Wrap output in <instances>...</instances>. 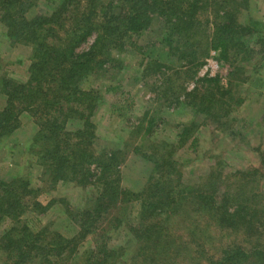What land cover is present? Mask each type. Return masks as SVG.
Instances as JSON below:
<instances>
[{"label":"rangeland","instance_id":"obj_1","mask_svg":"<svg viewBox=\"0 0 264 264\" xmlns=\"http://www.w3.org/2000/svg\"><path fill=\"white\" fill-rule=\"evenodd\" d=\"M32 1L15 0V4L21 3L17 7L20 12L10 9L11 19L22 25L30 24L28 20L40 11L48 12L56 0ZM110 1L71 0L59 11L61 18L57 25L46 29L33 22L35 24L29 25L25 32L46 29V33L42 32L47 36L44 37L46 44L40 47L42 55L49 52L47 42L61 46V73L63 68L73 66L76 58L68 57V49L87 28L78 22L82 13L94 8L98 11L106 4L102 15L109 12ZM200 4V18L207 20L206 26L182 35L177 49L187 48L188 52L181 57L174 47L175 56L170 58L171 62L162 58L160 69L157 64L152 66L150 63L152 51L146 55L138 41L130 47L134 55L118 52L116 49L121 45L112 47L109 36H101L94 48V62L119 60L120 63H114L117 67H110V72L102 78L99 76L93 82V88L103 93L108 86L121 80L123 88L130 89L133 103L121 104L112 94L105 93L93 113L91 126L83 128L88 135L92 133V139L86 140L89 142L87 149L94 151L96 156L98 152L116 155L112 161V165L116 164L114 168L101 177V180L111 181L117 189L116 195L112 192L116 198L119 191L128 189L141 195L126 202L120 201L123 194L120 200L115 198L99 223L92 226L87 222L85 235L71 218L86 207L87 200L94 196L96 182L101 180L92 183L95 176L83 178L74 174L72 167L60 178H54L57 171L52 173V169L65 157L67 162L72 155L64 156L65 145L45 146V142L32 147L35 153L29 151L38 130L33 115L22 118V127L8 139L0 138V180L10 189L5 192L0 188V264H13L10 255L15 259L20 253V236H25L26 241L22 242H28L27 237L36 241V246L29 250L24 245L23 251L27 252L23 264H43L49 257L53 259L51 264H88L94 260L86 259L89 247L100 245L107 232L111 250L116 252L110 264H264V0H202ZM95 20L104 23L100 17ZM220 21H228L234 28L225 35L230 51L226 62L217 58L220 50L212 46L216 38L213 31ZM239 22L243 27H255L262 38L258 40L245 28H237L235 24ZM3 28L0 22V78L24 82L30 60H40L38 51L36 54L33 51L32 44L36 41L29 42L20 36V43L10 44L1 35ZM159 32L163 35L158 40L165 36L163 30ZM38 34L41 40L44 35ZM91 36L75 50L88 49L96 35ZM213 51L216 54L211 58ZM142 56L148 61L145 66L138 67ZM199 61L201 65L194 69V64ZM229 71L233 72L230 74ZM235 71L236 77H233ZM206 74L217 75L216 85L227 92L234 91L232 103L241 98V105L221 119L223 123L209 122L206 117H194L188 112L169 117L167 107L170 104L169 108L175 107L172 105L176 96L185 92L215 91L214 85L207 87L198 81ZM240 80L241 86L234 87ZM155 85L158 89L162 86L159 89L162 97L157 99ZM214 93L218 97L219 94ZM4 105L5 96L0 89V110ZM153 107L156 108L155 116L160 119H156L151 134L144 135V139L135 132L131 134L145 110ZM190 118L196 127L192 136L197 135L193 147H189L190 138L182 145L173 136L180 130L174 125H184ZM64 119L66 130L78 126L77 122L71 123L69 117ZM133 147H139V151L152 158L145 159ZM153 160L160 165L157 172L153 169ZM39 161L45 165L53 163L50 173L37 166ZM168 163L175 169H169ZM112 194L109 193L111 197ZM190 196L199 198H192L195 202H191ZM12 197L19 200L18 206L12 207ZM142 201H147L144 209ZM227 207L238 209L232 218L234 225L226 224ZM14 224V228L25 226L23 228H27L29 234L24 232L6 247V235L11 233ZM56 235L72 240L65 247H54L48 253L49 242ZM236 249L243 251L245 256L228 261L227 255ZM257 250L260 254H253ZM6 258L10 261L5 262Z\"/></svg>","mask_w":264,"mask_h":264},{"label":"trees","instance_id":"obj_2","mask_svg":"<svg viewBox=\"0 0 264 264\" xmlns=\"http://www.w3.org/2000/svg\"><path fill=\"white\" fill-rule=\"evenodd\" d=\"M14 1L15 0H0V22L5 27L3 28L4 34L1 33V35L13 45L21 42L20 39L22 38L20 36H23L29 42L36 41L35 44H32L34 45L33 51L35 54L38 51L40 60H30V64L26 68L27 77L24 82H13L6 78H0V89H3V94L5 96V105L0 110V138L8 139L15 130L22 127V118L33 115L38 130H36V133L31 140L29 151L34 152L32 147L35 144L39 145L45 142V146L51 144L55 145V147L59 144L65 145L67 152L65 151L64 156L72 155L67 158V162H65V157L62 161L63 163L58 162L52 169V173L55 169L57 171L54 178H60V176L64 175L62 174L63 172H66L72 167L71 170L74 171L73 173H77L80 176H83V178L84 176H95L92 183L101 180V177L116 165H112V161L116 159V155L113 152H98V156H96L94 151H89L87 149L89 142L86 140L92 139V133L88 135L83 131V128L84 126H91L93 122V113L102 102L105 93L112 94L114 100L119 101L121 104L129 105L130 101L133 103V95L129 88H123L121 80L117 81V83H114L112 86H108L103 93L98 91V88H93L92 84L93 82H96L99 76L102 78L105 73L107 74L110 72V67H117L114 63H120L119 60H99L94 62V48L98 45L99 38L101 36L108 38L109 36L110 41L112 42V47L117 44L121 45L116 50L118 52L121 51V54L125 52L127 53L126 55L135 54L130 47L134 42L138 41L139 47L146 50V55L148 51H152L150 54L148 52L150 57L149 60H152L150 63L152 66L157 64V68L160 69V66H163L159 62L162 58H166L171 62L170 58L173 57V55L175 56L173 50L174 47L177 49V47L180 46L179 41L182 35L188 34V31L196 32L197 28L200 26H206L207 20L202 21L199 13V9L202 7L200 4L202 0H111L110 6L107 7L109 12L103 11L104 13L100 15L102 9L106 7L105 4L101 6L98 11H95L97 8H94L88 10L86 13H82L78 22L84 24L87 28H85L80 38L68 49V57L76 58L73 60V66L63 68L61 73L59 71V67L62 63L59 60L61 58V46H56L52 42H47V44H49V52H43L45 54L42 55L40 47L46 44V40L44 42V37H47L46 34H42V32L46 33V29L51 26L54 27L53 25H57L58 20L61 18L59 11L62 7H66L71 0H56L48 9V12L40 11V13L35 14L31 20H28L30 24L25 22L23 25L20 22H14L10 17V9H15L16 13L20 12L17 7L21 5V3L15 4ZM35 4L36 3H34V5ZM94 15H97L98 17H95ZM99 17L102 18L104 23L95 20V18L97 19ZM33 22L40 26H45L46 29H41L42 32L36 30H28L25 32V29L29 25L31 26V24H35ZM235 25L237 28H245L250 36L257 37L258 40L262 38L260 32L255 29V27H243L240 22ZM156 28H159L158 31ZM233 29L234 28H231L228 21H220L216 24L213 31L216 38L212 43V46L215 50H220L217 52V58L223 62H226V60L229 59L230 53L228 40L225 38V35L227 32H232ZM160 30L165 32V36L158 40V37L163 35L159 32ZM38 33L44 35L42 36L43 38L41 37V40H39ZM93 33H95L96 36L90 47L84 51H76L75 47H78V45L80 46L85 42L87 37H92L91 35H93ZM35 37L38 38L36 39ZM153 50H156L159 53H155ZM178 51L181 57L188 52L187 48L179 49ZM139 52L142 54L144 53L142 51ZM232 60H235V58ZM147 61L146 57L142 56L138 62V67L145 66ZM106 64L108 68L105 67ZM199 65H201L200 61L196 62L194 64V69ZM121 69L122 68H120L119 71ZM233 71H229L230 74ZM118 72H116V75L119 74ZM159 72L162 71L159 70ZM195 72L196 71L193 70L194 74ZM234 76L236 77V71L233 73V77ZM159 78L160 76H157V79ZM217 80V75L206 74L199 78L198 81L202 84H206L207 87L214 85V92L219 94L218 97L214 95L215 93L213 91H205L202 93L185 92V94L175 97L173 100L175 104L172 105L175 107L169 108L171 107V104L168 105V116L171 117L174 113H177L178 115H186L188 112L194 117L198 115L203 116L204 118L206 117V120L209 122L223 123L221 119H224L234 107L240 106L243 99H237L236 102L232 103L234 91L227 92L220 89L219 86L216 85L218 84ZM141 82L142 80L140 78V83ZM99 83L100 81L98 82V85ZM241 83V80L238 81L234 87H238ZM155 88L156 99L162 97L161 91H159L162 86L158 89L155 85ZM224 98H227V100ZM155 109L156 108L153 107L145 110L142 114V118L138 120L135 130H133L131 134L135 132L141 136V139H144L145 136L151 134L155 128L154 126H156V119H160V117L155 116ZM67 117H69L71 123H78L76 129L66 130L67 127L64 118ZM192 120L193 118L188 119L185 124L183 125L182 123L181 126L174 125L175 128L180 127L177 135L172 134L177 138L179 144L181 143L183 145L187 141L186 139L190 138L189 147L195 145L197 135L192 136L196 129V127H193ZM130 126L132 127V124ZM133 149H136L137 153L145 156L146 158H143L147 160L152 158V156L145 155L142 151H139V147H133ZM48 153L49 151L46 150L45 154L47 156ZM39 156L41 155L39 154ZM52 158L53 157H51V159ZM157 162L156 160H153V169L155 172L160 170V165ZM37 166L42 168L45 173H50L53 163L50 162L45 165L39 161ZM168 167L169 169H175L171 163H168ZM65 178L66 176L63 180ZM1 187L5 192H10L8 191L10 190L8 184L0 180V188ZM116 191L117 189L113 188L111 181L102 179L100 182H96L94 196L87 200L86 207L73 214L71 218L77 223L79 226L78 228L84 233V235L88 231V223H91L92 226L99 223V220L105 215V212L110 209H108V207L116 198V196L113 195H116ZM110 192L111 194L113 192V197L109 195ZM121 194L124 196L123 200L119 199ZM118 195L115 199L116 201L120 200L121 202H126L132 201L136 199V197H140L141 194L137 191H130V189H128L123 192L119 191ZM192 198L198 199L199 196H190L191 202H195ZM11 202L13 205L12 207L19 205V200L13 197ZM146 202L142 201L144 204L142 205L143 209L146 207ZM22 206L23 205L21 204V207ZM225 211H227L229 217L227 218L226 224L234 225L235 220L232 218L238 213V209L234 208L233 210H229L227 207ZM84 223L87 224L84 225ZM14 226L15 224L12 226L13 228H11V233L6 235V247L10 243H13L19 235H23L24 232L29 234L28 229L23 228L25 226L17 228H14ZM106 235H109L108 232L104 235L105 237L103 236L100 245L89 247L90 249L86 253V259L94 258V260L88 261V264H110L109 261L113 259L116 252L111 250L112 246ZM89 236L91 235H88V237ZM71 240L72 238H63L60 235H56V237L49 242L51 245L48 249V253H50L49 250L54 247H65ZM22 241H26L25 236H20L18 241V243L21 242V244L19 248L20 253H18L17 258L14 259V256L10 255L13 264H23L24 261H26L27 251H23L24 245L27 250H29L30 247L36 246L34 243L35 240L32 241L31 239H28V237V242ZM93 249H95L94 252L96 253L92 251ZM253 254L259 255L260 252L257 250L253 252ZM240 255L245 256V253L236 249V251L227 255V260H233ZM4 261L7 262L10 260L6 258ZM52 261V257L45 258L43 264H51Z\"/></svg>","mask_w":264,"mask_h":264},{"label":"built area","instance_id":"obj_3","mask_svg":"<svg viewBox=\"0 0 264 264\" xmlns=\"http://www.w3.org/2000/svg\"><path fill=\"white\" fill-rule=\"evenodd\" d=\"M214 53L216 54V52H215V51H213V55H211V56H210L211 58H213V56L215 55Z\"/></svg>","mask_w":264,"mask_h":264}]
</instances>
